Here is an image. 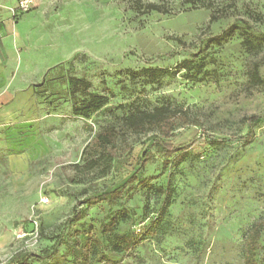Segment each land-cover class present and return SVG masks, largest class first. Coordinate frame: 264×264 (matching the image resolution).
Returning <instances> with one entry per match:
<instances>
[{"label": "rangeland", "instance_id": "1", "mask_svg": "<svg viewBox=\"0 0 264 264\" xmlns=\"http://www.w3.org/2000/svg\"><path fill=\"white\" fill-rule=\"evenodd\" d=\"M20 1L0 0V23L14 29L0 70V264L17 251L42 254L59 237L82 244L87 232L101 241L88 264H245L249 229L264 218V121L239 139L245 116H264V0ZM71 78L89 86L71 92ZM93 93L112 109L75 116ZM161 106L188 110L181 130L198 137L184 160L155 153L146 185L134 182L114 204H82L66 226L77 199L131 169L145 136L127 133L130 152L101 177L80 169L90 139L122 113ZM128 230L131 248L111 250ZM72 258L61 244L29 264ZM255 258L264 264V233Z\"/></svg>", "mask_w": 264, "mask_h": 264}, {"label": "trees", "instance_id": "2", "mask_svg": "<svg viewBox=\"0 0 264 264\" xmlns=\"http://www.w3.org/2000/svg\"><path fill=\"white\" fill-rule=\"evenodd\" d=\"M148 7L150 10H160V7L155 4H149ZM210 19H213L212 15ZM245 42L249 43V40L245 39ZM253 77L260 80L256 70L253 72ZM69 84L71 92L81 87L87 88L89 86V83L82 78H71ZM107 103L108 97L94 93L89 94L87 98L73 106L72 112L75 116L88 118L99 110L110 111L112 108ZM262 121H264L263 115L252 114L245 116L243 122L247 125V131L242 136H239V139L250 140L253 137L251 125ZM188 123H191L188 110L181 108L170 109L161 106L150 110L137 109L132 112L122 113L120 116H116L115 123H108L100 127L82 151L84 164L80 169H89V171L95 172L100 177L108 174L111 169H118L123 153L125 151L129 153L131 149L125 137L127 133L145 136L142 152L132 163L131 169L119 180L102 189L93 190L82 199H77L73 205L71 215L65 219L66 226L71 221H77L82 217L84 211L82 204L100 201L114 204L122 197L124 192L133 187L134 182L137 185H146L150 178L144 177L142 170L155 153L164 157L174 155L172 160L174 165L182 162L186 151L198 137L194 130L189 131L188 135L191 134V136H184L181 129ZM210 138L218 142L232 139L231 137L217 136H211ZM167 163L164 162V165ZM75 181L74 178L71 179V182L74 183ZM121 214L122 212L120 211L111 214L107 222L102 226V233L111 232L117 225ZM39 230L42 232L43 228L39 227ZM249 232L250 238L247 242L244 256L245 264H259L255 258V251L258 241L264 233V218L252 225ZM115 239L112 240L110 248L117 252L128 251L135 242V237L130 230L123 232ZM61 244L71 251L73 255L72 264H88L90 254L96 256L101 253V241L93 234L87 232L85 241L82 244L76 239L73 242H69L59 237L52 248L44 250L42 254L17 251L3 264H29L31 262L29 259L42 262L53 255ZM101 256L104 258L105 254L102 253Z\"/></svg>", "mask_w": 264, "mask_h": 264}, {"label": "crops", "instance_id": "3", "mask_svg": "<svg viewBox=\"0 0 264 264\" xmlns=\"http://www.w3.org/2000/svg\"><path fill=\"white\" fill-rule=\"evenodd\" d=\"M12 32H14V29L12 28V25L9 22L0 23V70L1 71H3L5 69L3 67L4 64L6 65L9 61V59L11 58V55H10V53H11L10 40L11 39H10L9 35ZM16 34H17V32H16ZM0 73H2V72H0ZM1 97H2V94H0V98Z\"/></svg>", "mask_w": 264, "mask_h": 264}, {"label": "built area", "instance_id": "4", "mask_svg": "<svg viewBox=\"0 0 264 264\" xmlns=\"http://www.w3.org/2000/svg\"><path fill=\"white\" fill-rule=\"evenodd\" d=\"M31 3H32V0H21L19 2L20 7H22V8L28 7Z\"/></svg>", "mask_w": 264, "mask_h": 264}]
</instances>
